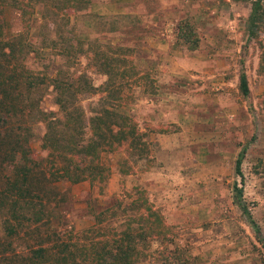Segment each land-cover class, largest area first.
Instances as JSON below:
<instances>
[{"label": "trees", "instance_id": "obj_1", "mask_svg": "<svg viewBox=\"0 0 264 264\" xmlns=\"http://www.w3.org/2000/svg\"><path fill=\"white\" fill-rule=\"evenodd\" d=\"M89 3L0 0V264H198L190 249L177 242V232L142 188L132 194L123 226L106 223L107 208L93 210V223L81 231L53 226L57 210L68 198L58 183H105L112 172L103 161L107 153H122L117 165L124 175L146 170L151 160L145 134L123 110L133 100V88L154 91L149 73L137 69L128 57V47L67 37L72 15L85 13ZM6 8L18 16L16 34L7 33ZM37 12L54 32L46 70L28 64L30 53L36 52L29 36ZM243 26L248 38L256 42L257 69L264 73V0L250 1ZM173 36V47L194 51L200 44L195 25L187 17L177 19ZM89 72L105 80L95 85ZM49 91L52 103L46 108L43 102ZM249 94L241 69L238 101ZM86 97H96L90 112L82 103ZM32 123L43 126L40 146L44 157L31 150L38 136ZM243 152L235 163L239 175ZM144 158L146 166L140 169L137 161ZM234 191V203L259 236L242 200V189L235 185ZM155 242L158 246L153 247Z\"/></svg>", "mask_w": 264, "mask_h": 264}, {"label": "rangeland", "instance_id": "obj_2", "mask_svg": "<svg viewBox=\"0 0 264 264\" xmlns=\"http://www.w3.org/2000/svg\"><path fill=\"white\" fill-rule=\"evenodd\" d=\"M250 1L90 0L85 13L72 15L67 37L89 39L103 46L120 44L128 47L131 50L128 57L133 59L137 69L149 73V78L153 79L154 91L133 88V100L123 109L136 119L140 131L145 134L151 160L146 170L124 175L118 171L117 165L122 153H107L103 155V161L111 166L112 172L105 183H58L60 189L67 190L68 198L57 210L53 226L61 231H81L93 223V210L106 208L109 209L106 223L123 226L130 214L128 204L137 188L145 189L150 201L164 213L153 197V188H150L154 176L171 174V178H179V183L184 184L182 180L191 174L199 178V173L205 175L215 171L202 166L184 168V160L195 157L194 160L209 164L220 156L225 164L220 171L228 173L222 175L224 183L218 184L222 180L209 178L208 174L206 180L202 179L192 187L191 194L200 190L213 196L210 200L214 205L238 221L245 248L264 264V243L233 201L234 186L237 185L242 189V200L264 239V73L257 69L259 50L256 42L244 32L243 23ZM184 17L193 21L200 36V44L194 51L172 45L175 22ZM4 22L9 35L19 32L18 16L10 8H6ZM155 22L161 23L157 33L167 39L168 50L172 52L165 58L164 63L169 66L165 70L161 69L163 60H156L154 56L149 59L147 50L146 53L140 49L148 39L145 37L156 32L153 29ZM137 36L141 39L138 40ZM53 37L52 27L37 12L29 36L36 49L29 55L30 66L47 69L52 58ZM81 62L83 64L84 59L81 58ZM241 69L246 73L250 94L239 102L237 84ZM89 74L95 85L105 80V76L96 72ZM186 87L189 88L184 92ZM51 101L52 92L49 91L43 107L49 108ZM82 103L90 112L96 105V97H86ZM32 127L38 136L31 142V150L37 157H44L45 151L40 146L43 126L32 123ZM188 129L202 133L189 137L186 135L192 131H185ZM188 140L192 143L186 144ZM164 145L170 147L167 154L162 152ZM242 149L244 155L239 175L235 163ZM147 158L137 161L140 169L145 168ZM165 161L167 168H164ZM173 228L177 232V242L190 249L180 237L179 229ZM155 246H158L157 242L153 244ZM138 264L149 263L141 261Z\"/></svg>", "mask_w": 264, "mask_h": 264}, {"label": "crops", "instance_id": "obj_3", "mask_svg": "<svg viewBox=\"0 0 264 264\" xmlns=\"http://www.w3.org/2000/svg\"><path fill=\"white\" fill-rule=\"evenodd\" d=\"M160 26L161 23L158 22L153 24V29L156 32L154 33L153 30V34H149V36L145 37L148 39L144 40L146 43H142L140 49L142 51L145 50L144 52L147 50L149 53L148 58L154 56L156 60H163L161 69L165 70L169 67L164 63V61L167 60L165 58L172 52L168 50L167 39H165L163 35H160V33H157ZM137 39L140 40V36H137ZM147 43L148 46H146ZM137 44L139 47L138 41ZM184 85L187 86V83ZM188 88L189 87L184 88V92H187L186 90ZM184 95L179 96L184 97ZM192 130L193 129H188L185 131L191 132ZM201 133V131H192L190 135L186 136H200ZM185 143L190 144L192 142L188 140ZM163 148L164 150L162 152L167 154L170 147L164 145ZM191 153H193L192 150ZM194 159L195 157H189L187 160H184L182 167L202 166L204 169H214V173L210 172L205 175L204 173L203 175L199 173V178L196 177V174H191L182 180L184 184L179 183V178H171V174L159 173V175L154 176V182L150 188H153L151 189L153 197L157 205L164 211L168 223L179 229L180 237L189 245L193 256L199 264H261L260 260L255 258L253 253L245 248V243L241 238L238 221L228 217L223 209L214 205L213 200H210V197L213 198V196L205 194L207 191L201 193L202 191L199 190L191 194L193 191L192 187L202 179L206 180L208 174H210L209 178L216 177V180H222V182H218V184L224 183L223 177L228 175V173L220 171L224 169V161L220 160V156L209 164H207V161L200 162L199 159ZM164 168H167L166 161L164 163ZM186 194L190 196L187 197ZM220 199H222V197ZM235 205L237 206V204ZM260 239L262 243H264L261 234Z\"/></svg>", "mask_w": 264, "mask_h": 264}]
</instances>
